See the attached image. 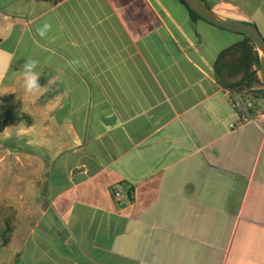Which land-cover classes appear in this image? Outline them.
<instances>
[{
    "label": "crops",
    "instance_id": "0c3cea01",
    "mask_svg": "<svg viewBox=\"0 0 264 264\" xmlns=\"http://www.w3.org/2000/svg\"><path fill=\"white\" fill-rule=\"evenodd\" d=\"M243 40L178 0H0V199L37 217L15 263L264 264V122L215 68Z\"/></svg>",
    "mask_w": 264,
    "mask_h": 264
},
{
    "label": "trees",
    "instance_id": "16d2710c",
    "mask_svg": "<svg viewBox=\"0 0 264 264\" xmlns=\"http://www.w3.org/2000/svg\"><path fill=\"white\" fill-rule=\"evenodd\" d=\"M183 6L187 8L189 14L193 19L203 20L206 23L213 25L196 14L185 2V0H178ZM204 1V0H203ZM215 26V25H213ZM217 27V26H215ZM220 28V27H218ZM223 29V28H220ZM225 30V29H224ZM228 31V30H227ZM239 34V33H238ZM241 35L244 40L242 43L224 51L217 63V71H222L227 65L228 74L234 75L239 73H244V77L240 83H236L234 87H231L236 90H244L255 88L256 86L262 87L264 92V84L260 79V59L259 54L256 50V47L253 41L243 34ZM238 55V56H237ZM237 56L234 60H228V57ZM12 116V115H11ZM19 119H14V117H3L0 116V132H2L10 124L18 122ZM6 228L4 230L0 229V239L2 240V245L6 246L11 242V239L14 234V218H8L5 222Z\"/></svg>",
    "mask_w": 264,
    "mask_h": 264
},
{
    "label": "rangeland",
    "instance_id": "374dc122",
    "mask_svg": "<svg viewBox=\"0 0 264 264\" xmlns=\"http://www.w3.org/2000/svg\"><path fill=\"white\" fill-rule=\"evenodd\" d=\"M208 6H210L214 11L221 12L226 15H238L239 13L238 7L244 6V8L247 10L248 14L255 15L256 23L258 29L260 30L261 34L264 37V21L262 20L260 13H264V0H221L223 3H221V7H216L214 4L211 3V0H204ZM227 4H230L228 7ZM231 5H236V8H232ZM3 203V200L0 199V229L4 230L6 228L5 222L8 218H14V234H13V240L9 247H6L2 245L0 247V253L3 257L6 258V261H9L8 264H23V262L17 261L15 263L16 255L21 250L22 245V237L24 236L23 233L27 230L28 222L26 221L28 218L31 220V224H34V221H36L37 217H18L17 223H15V216L10 214L11 210ZM8 213V214H5ZM16 227V230H15ZM2 240L0 239V243Z\"/></svg>",
    "mask_w": 264,
    "mask_h": 264
},
{
    "label": "water",
    "instance_id": "95a60500",
    "mask_svg": "<svg viewBox=\"0 0 264 264\" xmlns=\"http://www.w3.org/2000/svg\"><path fill=\"white\" fill-rule=\"evenodd\" d=\"M185 2L196 14L209 23L231 32L243 34L253 41L260 59L259 76L264 84V37L258 27L253 23L225 18L210 8L203 0H185Z\"/></svg>",
    "mask_w": 264,
    "mask_h": 264
},
{
    "label": "built area",
    "instance_id": "2783aa9c",
    "mask_svg": "<svg viewBox=\"0 0 264 264\" xmlns=\"http://www.w3.org/2000/svg\"><path fill=\"white\" fill-rule=\"evenodd\" d=\"M239 97H240L242 106L238 105L237 103L233 104L234 107H238L241 109V118H240V122L238 123V125H244L251 121L264 122V103H263L262 108H258L256 105L257 97L249 90H240ZM251 113L254 114L253 117L250 115ZM114 194H115L116 199L120 201L123 196L121 191L116 189Z\"/></svg>",
    "mask_w": 264,
    "mask_h": 264
},
{
    "label": "clouds",
    "instance_id": "9594fccd",
    "mask_svg": "<svg viewBox=\"0 0 264 264\" xmlns=\"http://www.w3.org/2000/svg\"><path fill=\"white\" fill-rule=\"evenodd\" d=\"M47 27V26H45ZM41 36L45 35L44 31L40 32ZM38 67V61L29 60L22 66L19 71L22 78L21 87L26 95L37 96L43 86L40 84V74L36 70Z\"/></svg>",
    "mask_w": 264,
    "mask_h": 264
}]
</instances>
